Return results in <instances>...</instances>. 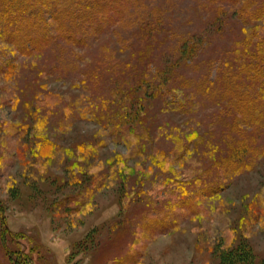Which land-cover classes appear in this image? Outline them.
Returning <instances> with one entry per match:
<instances>
[{"label": "rangeland", "instance_id": "374dc122", "mask_svg": "<svg viewBox=\"0 0 264 264\" xmlns=\"http://www.w3.org/2000/svg\"><path fill=\"white\" fill-rule=\"evenodd\" d=\"M131 6L0 39V264H264V0Z\"/></svg>", "mask_w": 264, "mask_h": 264}, {"label": "trees", "instance_id": "16d2710c", "mask_svg": "<svg viewBox=\"0 0 264 264\" xmlns=\"http://www.w3.org/2000/svg\"><path fill=\"white\" fill-rule=\"evenodd\" d=\"M137 2L139 0H0V39L9 37L14 43L27 48L40 37H47L49 32L56 31L67 40L84 43L90 33L101 32L108 24L119 21ZM258 30L264 31V26L258 27ZM256 57L263 61L262 67L250 64V70L259 75L264 73V50L256 51ZM239 66L245 69L247 65L241 60ZM259 84L254 94L256 98L264 99V79ZM0 213L5 226L2 207ZM5 230L8 231L6 226ZM9 235L14 238L10 232ZM14 242L23 245L15 238ZM24 252L21 247L13 253L18 258L17 264L25 263Z\"/></svg>", "mask_w": 264, "mask_h": 264}]
</instances>
